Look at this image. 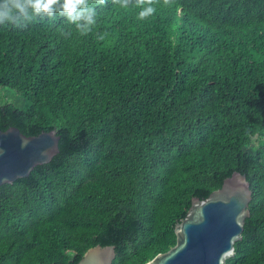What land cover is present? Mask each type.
Here are the masks:
<instances>
[{
	"label": "trees",
	"instance_id": "obj_1",
	"mask_svg": "<svg viewBox=\"0 0 264 264\" xmlns=\"http://www.w3.org/2000/svg\"><path fill=\"white\" fill-rule=\"evenodd\" d=\"M140 10L109 0L86 36L60 16L0 25V127L60 135L0 187V264H78L97 244L143 264L235 170L253 194L226 263L264 264V0Z\"/></svg>",
	"mask_w": 264,
	"mask_h": 264
},
{
	"label": "water",
	"instance_id": "obj_2",
	"mask_svg": "<svg viewBox=\"0 0 264 264\" xmlns=\"http://www.w3.org/2000/svg\"><path fill=\"white\" fill-rule=\"evenodd\" d=\"M60 152L56 129L26 135L17 126L0 127V187L29 176ZM253 190L246 173L235 170L206 198L194 196L185 218L175 225L177 241L143 264H227L243 238ZM116 245L89 248L78 264H113Z\"/></svg>",
	"mask_w": 264,
	"mask_h": 264
},
{
	"label": "clouds",
	"instance_id": "obj_3",
	"mask_svg": "<svg viewBox=\"0 0 264 264\" xmlns=\"http://www.w3.org/2000/svg\"><path fill=\"white\" fill-rule=\"evenodd\" d=\"M109 0H0V25L12 24L27 27L30 23L44 18L63 17L68 24L75 25L80 35L86 36L97 24V6H107ZM174 0H163L171 6ZM121 8H140L139 19H146L156 12L160 0H111ZM63 35L70 36L71 32ZM100 39L104 36L100 35Z\"/></svg>",
	"mask_w": 264,
	"mask_h": 264
}]
</instances>
